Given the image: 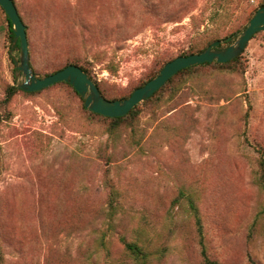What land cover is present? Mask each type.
Wrapping results in <instances>:
<instances>
[{
  "label": "rangeland",
  "instance_id": "rangeland-1",
  "mask_svg": "<svg viewBox=\"0 0 264 264\" xmlns=\"http://www.w3.org/2000/svg\"><path fill=\"white\" fill-rule=\"evenodd\" d=\"M14 1L36 76L77 60L121 99L213 35L238 36L264 0H231L218 16L215 0ZM5 16L0 6V264H205L188 196L212 260L264 264V31L236 71L183 74L111 131L63 83L5 104L24 79ZM120 236L144 248V262Z\"/></svg>",
  "mask_w": 264,
  "mask_h": 264
},
{
  "label": "water",
  "instance_id": "water-1",
  "mask_svg": "<svg viewBox=\"0 0 264 264\" xmlns=\"http://www.w3.org/2000/svg\"><path fill=\"white\" fill-rule=\"evenodd\" d=\"M0 6L13 24L15 39L13 46L19 42V56H13L18 76H23L22 82L17 87L25 92H38L60 82H66L73 86L75 91L84 99V106L93 113L117 118L127 115L138 104L150 98L162 88L173 76L180 71L203 63H227L240 56L253 36L264 31V7L257 10L252 20L242 30L235 41L227 48L219 49L222 41L214 42L210 47L198 54L181 56L168 62L160 74L136 89L130 97L124 100L111 101L100 92L96 83L76 65H69L64 69L45 78H38L30 66V53L26 25L18 12L14 0H0ZM230 38H227L229 41Z\"/></svg>",
  "mask_w": 264,
  "mask_h": 264
},
{
  "label": "trees",
  "instance_id": "trees-1",
  "mask_svg": "<svg viewBox=\"0 0 264 264\" xmlns=\"http://www.w3.org/2000/svg\"><path fill=\"white\" fill-rule=\"evenodd\" d=\"M228 2H231V0H215L214 1V4H215V16H218L219 15V12L223 9H226L227 7V4H229ZM15 3V1H14ZM217 4V5H216ZM16 5V4H15ZM261 7H264V1H262L260 4H259V7L255 10L252 11L250 17L247 19L246 23L243 25V27L241 28V30H244L247 26V24L252 20V18L254 17L255 13L257 12V10ZM19 12V11H18ZM6 14V13H5ZM20 14V13H19ZM22 18V17H21ZM5 19H6V24H7V39H8V42H9V48L11 49V51H20V43L17 42L14 46H13V43H14V39H15V34H14V30H13V24L12 22L10 21L9 17L6 15L5 16ZM23 21V20H22ZM24 22V21H23ZM25 24V23H24ZM260 33V32H258ZM256 33L253 38L258 34ZM219 34H215L213 35V37L208 41V43L206 44V46L202 49V50H199V51H192L188 54H183L181 56H189V55H193V54H198V53H201L202 51H204L206 48L210 47L214 42L216 41H222V43H225L227 45V47L233 42L234 38L237 36L236 33H232V34H228L226 35L225 37L221 38L220 36H218ZM227 38H230L229 41H227ZM226 46H219L218 48L219 49H224V48H227ZM179 56V57H181ZM241 56H238L237 58L233 59L232 61H229L227 63H217V62H212V63H203V64H200V65H197V66H193V67H189V68H186L182 71H180L179 73H177L175 76H173L162 88H160L156 93H154L150 98H148L147 100L143 101L142 103H146L148 101H151L153 98H155L166 86H168L169 84H171L175 78L183 75V74H189L191 73V71H193L194 69L198 68V67H202V66H217L219 69H225V70H231V71H236L237 69H239L241 67V64H240V61H241ZM176 59V58H175ZM10 60L12 62V64L14 65V71H17V68L15 66V61L13 59L12 56H10ZM172 61V60H171ZM170 62V61H169ZM168 63V62H167ZM166 63V64H167ZM162 65L159 69V71L153 75L151 78H149L146 82H144L143 84H141L140 86H138L136 89L144 86L147 82H149L150 80L154 79L156 76H158L160 74V71L163 69V67L166 65ZM69 65H76L78 67H80L84 72L87 73V75L96 83V85L98 86L96 80L93 79V77L91 76L90 72L83 66H80L79 65V61L77 60H73V62L71 63H68L67 65H65L64 67H62L61 69H58V70H55L53 73L51 74H54L62 69H64L65 67L69 66ZM30 66H31V63H30ZM32 68V66H31ZM51 74H47L46 76H44L43 78L51 75ZM36 75V74H35ZM38 77V76H37ZM39 78V77H38ZM60 83H63V84H66L68 85L70 88L73 89V91L82 99V101L84 102V99L75 91V89L73 88L72 85H70L69 83H66V82H60ZM53 86V85H52ZM51 87V86H50ZM99 88V86H98ZM135 89V90H136ZM44 90V89H43ZM101 94L108 100H111V101H116V100H124L128 97H130V95L135 91L133 90V92L131 94H129L128 96L126 97H123L121 99H115V98H110L108 97L107 95H105L102 90L99 88ZM19 91H22L21 89H19L17 87V85H9L7 87V90H6V98H5V104H8L12 99L13 97L19 92ZM25 92V91H24ZM40 92V91H38ZM38 92H32L30 94H35V93H38ZM25 93H29V92H25ZM138 104L135 108H133L127 115L123 116V117H117V118H110V117H105V116H102V115H99V114H96V113H93L92 111L88 110L85 108L84 106V109L90 113L91 115H95V116H99V117H102L103 119L105 120H108L109 123H110V128H111V131H114L118 128H120L121 126H123L124 124L130 122L128 124L129 127H131L133 124V122H135L139 116V108L141 106V104ZM258 152L260 154L259 156V159H258V173H257V182L258 184L260 185V187L263 189L264 191V150L261 149L260 147H258ZM185 196V193L183 191L180 192V197H184ZM119 197H120V193H117V192H112L110 193V201H109V207H111L112 209V212H110V216H114L116 214V211H117V208H118V200H119ZM188 199L191 203V210H192V214H193V217L195 219V222H196V225L198 226V230H199V233H200V236H201V241H200V244L202 246V256H203V259H204V263L205 264H221L217 261H214L212 260L208 254H207V251H206V248H205V244H204V239H203V224H202V219H201V215H200V211L197 207V205L195 204V201L193 199L192 196H188ZM178 200L176 199L174 201V204L177 202ZM120 242L123 244L125 250L133 257H135L138 261H142L144 262L143 260L146 259V253H145V250L142 246H140L138 244V242H133V241H128V239L125 237V236H120L119 238Z\"/></svg>",
  "mask_w": 264,
  "mask_h": 264
}]
</instances>
